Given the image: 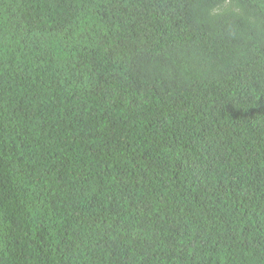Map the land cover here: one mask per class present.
Here are the masks:
<instances>
[{
  "label": "trees",
  "instance_id": "trees-1",
  "mask_svg": "<svg viewBox=\"0 0 264 264\" xmlns=\"http://www.w3.org/2000/svg\"><path fill=\"white\" fill-rule=\"evenodd\" d=\"M0 264H264V0H0Z\"/></svg>",
  "mask_w": 264,
  "mask_h": 264
}]
</instances>
